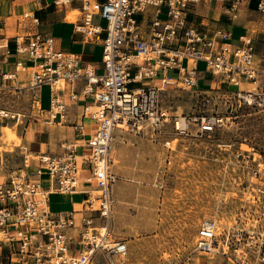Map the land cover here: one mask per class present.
Instances as JSON below:
<instances>
[{"label":"built area","instance_id":"2783aa9c","mask_svg":"<svg viewBox=\"0 0 264 264\" xmlns=\"http://www.w3.org/2000/svg\"><path fill=\"white\" fill-rule=\"evenodd\" d=\"M204 1L52 0L54 6L76 4L82 21L76 30L86 39H101L100 73L79 54L56 49L49 33L25 32L14 37L15 70L28 73V87L37 94L42 86L48 87L50 117L64 118L66 103L61 93L81 81L80 96L94 102L83 107V116L95 124V130L82 144L65 146L62 154L36 155L38 165L32 176L22 169L0 182V241L15 246L12 263L95 264L101 254L106 264H117V259L127 255L126 240L114 237L110 228L113 132L126 127L135 135L153 138L165 133L169 123L178 135L188 134L192 124L196 135L213 132L223 118L175 116L160 105V95L168 87L199 89L198 61L226 84L239 107L264 111V66L257 58L253 35L242 34L233 44L228 31L215 29L209 34L188 22L191 9ZM256 1L258 12L264 14V0ZM241 2L232 0L226 8L231 20L238 18ZM149 8L150 20L144 28L139 17ZM95 15L106 21L104 27L93 23ZM21 17L39 24L34 12ZM4 45L0 41V48ZM156 79L159 84L153 82ZM69 98L75 100L78 95L71 91ZM91 106L96 108L91 110ZM16 115L20 114L0 110L1 118ZM74 130L84 136L83 125L76 124ZM80 146L88 151L79 154ZM225 150L230 152L228 160L218 159L221 169L225 172L230 164L233 181L245 184L243 194L251 189L250 196L239 198L234 221L222 229L217 220H203L196 232L195 251L205 256L203 264L216 258H222L223 264H264V154L253 146ZM30 157L25 154V167ZM42 176L47 183L41 181ZM51 193L78 197L68 210L54 213L49 206ZM0 264L5 263L0 260Z\"/></svg>","mask_w":264,"mask_h":264},{"label":"rangeland","instance_id":"374dc122","mask_svg":"<svg viewBox=\"0 0 264 264\" xmlns=\"http://www.w3.org/2000/svg\"><path fill=\"white\" fill-rule=\"evenodd\" d=\"M80 16L81 13L76 21ZM164 16L162 13L161 18ZM93 23L106 25L98 15L94 16ZM254 34L258 59L263 64L264 34L257 30ZM96 53H102L101 46ZM197 67L203 71L204 63L198 61ZM19 72L23 85L17 92L0 90V110L9 115L20 114L15 118L0 117V182L8 181L9 176L19 170L28 171L29 165L25 167V147L31 134L28 126L41 113L38 94L26 85L28 73ZM242 81L243 85L247 83L245 77ZM228 90L218 78L214 83L202 78L198 90L168 87L160 95V105L171 115L223 118L211 133L196 135V126L192 124L188 134L178 135L173 133L169 123L164 127L165 133L150 138L149 135H135L125 127L122 129L128 135L125 149L115 151L111 145L112 160L122 152L129 160L131 158L133 167L112 182L111 232L114 237L126 240L129 249L126 258L117 259V264H203L207 261L205 256L195 251L200 223L214 219L222 229L234 221L241 204L239 198L250 196L251 189L243 194L245 184L233 181L232 166L229 164L224 172L218 159L228 160L230 150L226 152L225 149L229 147L253 146L264 154V111L250 106L239 107ZM43 96L45 102L50 101L47 87ZM116 130L118 134L120 129ZM83 150L86 149L78 153ZM32 159L38 161L33 156L29 164ZM230 162L234 160L231 158ZM118 165L113 161L110 166L113 176ZM137 166L140 168L136 169ZM49 206L53 211L58 210L60 197H49ZM218 260H208V264H217ZM94 262L106 264L101 254Z\"/></svg>","mask_w":264,"mask_h":264},{"label":"crops","instance_id":"0c3cea01","mask_svg":"<svg viewBox=\"0 0 264 264\" xmlns=\"http://www.w3.org/2000/svg\"><path fill=\"white\" fill-rule=\"evenodd\" d=\"M231 1L232 0H224L223 2L204 1L191 9V13L188 15V22L201 27L209 34H212L215 29L228 31L231 36L230 42L233 44L238 43V37L242 34L249 33L254 37L255 30H257L258 33L261 32L264 34V14L258 12L256 5L257 1L242 0L239 16L234 20H231L226 13V8ZM51 3L52 0H0V41L5 43V45L0 48V90L17 92V89L23 85L20 84V72L15 70V62L18 56L14 54V37L19 33H31L35 31L49 33L55 39L56 49L79 54L83 61L93 63L97 71L99 73L102 72V53H100V55L96 53V49L99 46H101L103 50L101 39H86L82 32L76 30V26L82 22L81 19L76 21L80 13L79 9L75 8L76 4L71 5V9L67 10L68 7L54 6ZM28 11L34 12L35 16L38 17V25L33 24L30 18L23 19L21 17L23 13ZM151 11L152 8H149L145 15L139 17L144 28L148 26ZM7 50L9 52H7ZM14 73H16V75L12 79L3 77L4 75ZM173 73L174 72H171L170 74L174 75ZM211 77L212 75L206 72L204 67L203 71L199 73V83L202 78H207L210 83H214L215 78ZM26 82V85H28V81ZM153 82L155 84L160 83L159 79ZM45 87L47 86L41 87L38 93L39 98L37 99L41 113L37 118H34L32 124L28 126V129L31 130V134L26 142L27 147H25V151L26 154H30L31 157H36V155L40 153L50 155L62 154L65 151V146H69L74 142L82 144L95 130V124L90 119L83 116V107L87 104L92 105L94 102L92 98H83L80 96L82 90L81 81L77 82L72 87L68 86L64 92L61 93L66 103L63 119H60L59 115L55 118L50 117V102L49 100L45 102L43 96ZM71 91L77 93V99L71 100L69 98V93ZM76 124L83 125L84 136H81L74 130ZM127 136L128 135H125L122 129L119 130L118 134L117 130H114L112 147L115 151L125 149V144L128 139ZM80 149H86L83 151H88L85 146L78 147L77 151ZM114 158L113 160L111 158V165L113 161L119 163L115 168L114 181H116V176H124L127 172L133 170V167L130 164L131 158L129 160L122 152H119ZM28 165H31L30 167L28 166V171L31 169H33V171L31 173L27 171V173L32 176L35 173L38 161L36 162L32 159L31 164H29L28 161ZM137 168L139 169L140 167L137 166L136 169ZM41 181L47 183L48 180L45 176H42ZM55 195L60 197V208L55 211L51 210L54 213L68 210L72 206V200L75 201L77 200L76 197H78L77 195L70 196L68 194L58 193H51L49 197ZM70 248L71 251L75 253L76 247L71 244ZM14 250L15 246L0 241V251L2 253L1 262L5 264H16L12 263V260L15 258L13 255ZM223 263V259L219 258L217 264Z\"/></svg>","mask_w":264,"mask_h":264},{"label":"bare ground","instance_id":"6f19581e","mask_svg":"<svg viewBox=\"0 0 264 264\" xmlns=\"http://www.w3.org/2000/svg\"><path fill=\"white\" fill-rule=\"evenodd\" d=\"M59 86L62 88V87H63V83L61 82V84H60ZM95 108H96V107H94V106L91 107L92 110H94ZM57 110H58V108L56 107V105H54L53 111L55 112V111H57ZM167 143H169V142H167ZM126 256H127V255L122 256V258L124 259V258H126Z\"/></svg>","mask_w":264,"mask_h":264}]
</instances>
